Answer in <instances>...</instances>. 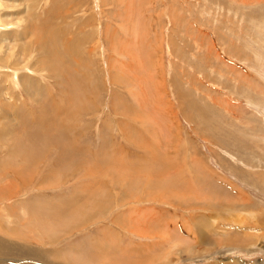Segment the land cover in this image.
<instances>
[{"label": "rangeland", "instance_id": "1", "mask_svg": "<svg viewBox=\"0 0 264 264\" xmlns=\"http://www.w3.org/2000/svg\"><path fill=\"white\" fill-rule=\"evenodd\" d=\"M39 1L15 91L47 124L46 88L63 126L28 129L46 146L0 189V237L64 264H264V0Z\"/></svg>", "mask_w": 264, "mask_h": 264}, {"label": "bare ground", "instance_id": "2", "mask_svg": "<svg viewBox=\"0 0 264 264\" xmlns=\"http://www.w3.org/2000/svg\"><path fill=\"white\" fill-rule=\"evenodd\" d=\"M32 4L33 6H39L41 2L39 0L38 2L37 0H0V126L6 124L10 127V131L0 129V149L6 151V158L2 162L5 166L4 170L6 176L2 178V175H0V189L5 192H11V188H14V185L17 184L16 180L21 182L20 179L16 178L18 172L14 167L15 164L18 161L22 163L25 160H28L31 155L30 151L35 148L40 149L46 146V142H44L45 137L32 139L29 137V133L37 137H40V134L37 133L36 135V133L29 132L28 129H46L54 120H60L63 117L65 110L60 102L56 101L50 95L46 88L43 90L46 101L43 107V112L48 116L47 124H41L35 120L32 115L27 114V109L18 102L19 97L15 91L16 86L14 81L17 80L20 74L25 73L26 70L32 66L31 64H33L32 54L28 56V52L26 54H19L16 52L17 48H20V52H26L29 48V43L31 44V19L33 18V16H31L33 12ZM42 46L43 48L47 47V49L51 51L53 60L56 58L57 67H51L53 72L56 73L61 68L59 64L60 59L55 56L56 53L52 52V49H49L48 41L45 42V45L42 44ZM45 60L46 59L42 60L41 63H44ZM41 70H45V68ZM55 77L57 78V76ZM30 81L31 82L25 86L23 95L28 94L31 90L35 89L36 83H33L32 80ZM38 87L41 91L42 87ZM13 120H15V122H13ZM62 121L63 120H60L57 123L56 131L63 126ZM17 124L22 126V132L20 135L11 128V125L13 127H18ZM57 139L55 146L57 147L58 158H61L66 149L65 147L71 143H68V145L66 144V142H70V140L67 138V134L64 133L57 135ZM77 141L78 139L74 138L73 142H71L72 145H74L73 148H76L79 151L80 148L77 146ZM65 144L67 146L64 147ZM18 154L21 155L20 159L17 158ZM27 173L28 172L26 171H20L23 180L28 176ZM133 204L137 206L139 202L136 201ZM3 212L6 214L8 213L5 209ZM3 216L0 208V231H3L5 228ZM36 219H38V217H36ZM34 220L32 221L34 222ZM41 222L43 223V221H38L37 224L40 225V229H43ZM100 223L102 224V221ZM33 227L34 225H30L29 231L33 230ZM257 231H259V229L256 228V231L253 232L256 233ZM11 232L19 242L12 241V236L7 237V240L0 237V264H64L60 262L56 263L49 259V254H56L58 257L59 254L57 252L49 253L46 249L40 248L42 241H37L30 236L20 235L15 232V230H12ZM26 237L28 240H26ZM29 240H34L35 243H31ZM21 245H25V247ZM50 248H52V246H50Z\"/></svg>", "mask_w": 264, "mask_h": 264}]
</instances>
